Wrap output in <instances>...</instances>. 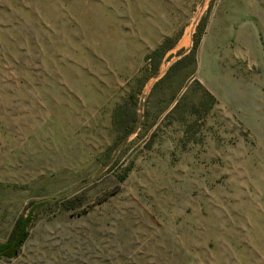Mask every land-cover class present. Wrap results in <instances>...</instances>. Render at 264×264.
<instances>
[{
  "label": "rangeland",
  "instance_id": "374dc122",
  "mask_svg": "<svg viewBox=\"0 0 264 264\" xmlns=\"http://www.w3.org/2000/svg\"><path fill=\"white\" fill-rule=\"evenodd\" d=\"M45 200L0 264H264V0H0V241Z\"/></svg>",
  "mask_w": 264,
  "mask_h": 264
},
{
  "label": "trees",
  "instance_id": "16d2710c",
  "mask_svg": "<svg viewBox=\"0 0 264 264\" xmlns=\"http://www.w3.org/2000/svg\"><path fill=\"white\" fill-rule=\"evenodd\" d=\"M179 62L180 61H177L176 63ZM47 202L48 201L46 200L32 202L30 204L31 208L16 220L6 240L0 241V257H12L19 252L22 243L27 238L28 230L31 226L37 209Z\"/></svg>",
  "mask_w": 264,
  "mask_h": 264
}]
</instances>
